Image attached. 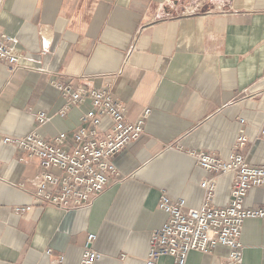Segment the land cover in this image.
Returning a JSON list of instances; mask_svg holds the SVG:
<instances>
[{
	"label": "crops",
	"instance_id": "1",
	"mask_svg": "<svg viewBox=\"0 0 264 264\" xmlns=\"http://www.w3.org/2000/svg\"><path fill=\"white\" fill-rule=\"evenodd\" d=\"M2 32L21 66L11 72L0 61V264H56L60 255L80 264L88 232L98 234V264H146L151 233L167 218L161 192L189 209L203 201L207 175L190 151L227 158L245 127L242 153L264 166V0H0ZM55 83L109 88L132 119L151 109L140 138L114 158L119 177L69 210L35 202L38 159L22 161L4 141L75 131L91 101L60 114L66 98ZM42 111L49 119L40 125ZM233 181L218 177L214 205L229 203ZM245 205H264V185ZM241 240L245 264H264V219L247 220ZM228 254L218 244L186 264H223Z\"/></svg>",
	"mask_w": 264,
	"mask_h": 264
},
{
	"label": "built area",
	"instance_id": "2",
	"mask_svg": "<svg viewBox=\"0 0 264 264\" xmlns=\"http://www.w3.org/2000/svg\"><path fill=\"white\" fill-rule=\"evenodd\" d=\"M12 41L10 35L0 33V61H5L11 72L21 66ZM55 85L66 98L60 114H66L87 98L91 101V108L81 115L75 131L71 135L61 132L48 140L34 129L21 137L7 136L4 141L17 147L22 161L38 159L40 171L33 179L35 202L69 210L92 204L107 190L112 178L119 177L114 158L126 145L140 138L151 109L132 119L125 102L109 88ZM48 119L46 112L37 114L40 125ZM106 119L110 123L103 128ZM248 141L246 129L241 127L227 158L213 151H190L207 175L200 184L203 201L199 207L189 209L184 198L173 200L165 190L161 192L159 207L167 218L151 233L146 264H159L163 256L173 257L174 264H186L192 251L208 253L218 244L229 247L223 264H245L241 240L244 223L264 219V205H245L250 189L264 185V166L251 165L242 153ZM228 174L234 177L230 200L219 207L214 205L218 177ZM32 207H16L15 212L24 214ZM97 237V233L88 232L80 264H98L102 254L95 247ZM63 262V255L57 257L56 264Z\"/></svg>",
	"mask_w": 264,
	"mask_h": 264
}]
</instances>
